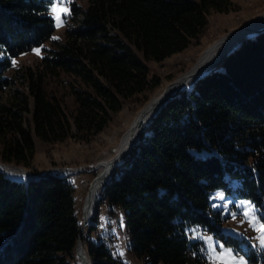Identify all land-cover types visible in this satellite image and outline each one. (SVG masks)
Masks as SVG:
<instances>
[{"label": "trees", "instance_id": "trees-1", "mask_svg": "<svg viewBox=\"0 0 264 264\" xmlns=\"http://www.w3.org/2000/svg\"><path fill=\"white\" fill-rule=\"evenodd\" d=\"M232 1L72 4L65 39L42 49L37 68L21 71L27 93L15 91L0 101V162L36 172L34 138L46 145L87 143L102 133L124 101L159 86L145 61L159 63L189 48L205 34L207 16L228 12ZM51 4L0 0V94L14 83L3 77L12 59L50 41ZM63 75L74 80L71 111L46 90L48 79ZM147 128L99 201L111 214L121 212L129 254L144 264H209L192 229L238 247L240 241L224 233L212 196L219 191L264 212V33L180 92ZM75 196L63 174L29 180L0 172V264H79L83 220ZM90 221L93 233L97 215ZM84 244L93 264L114 260L104 240Z\"/></svg>", "mask_w": 264, "mask_h": 264}, {"label": "rangeland", "instance_id": "rangeland-1", "mask_svg": "<svg viewBox=\"0 0 264 264\" xmlns=\"http://www.w3.org/2000/svg\"><path fill=\"white\" fill-rule=\"evenodd\" d=\"M88 2L89 0H52L47 12V16L54 23L51 39L41 49H34L12 59V67L3 77L13 80L14 83L0 94L1 102H6L15 91L27 93L25 83L19 78L21 71L25 67L37 68L44 55L42 49L51 48L53 41L65 39L66 22H68L71 5L76 4L80 8H85ZM263 15L264 0H234L228 12H211L207 16L206 32L200 40L193 42L183 52L162 62L145 61L150 77L156 78L160 83L159 86L154 89H146L130 100L124 101L122 110L113 117L102 133L87 143L70 139L62 144L46 145L34 138L36 155L32 162V168L36 172L25 167H18L30 173H43L52 169L64 168L88 170L111 157L122 145L137 112L148 104L160 90L166 87L172 88L181 76L194 67L198 57H201L215 41L243 27L251 26L256 22V19ZM227 53L224 51V57ZM2 58L3 55L0 53V60ZM73 81L72 77L65 75L46 81L47 92L55 94L67 111L74 109V100L69 94V84ZM17 174L8 176L17 179L24 178L21 173ZM59 174L68 176L76 188V209L83 220L84 200L96 173L66 171ZM212 204L216 210L222 211L225 219L224 233L236 238L240 241V245L238 247L225 246L211 235L192 229V239L202 241L205 245L209 264H264V212L259 211L248 201L227 198L219 191L213 194ZM94 215H97L95 231L89 233L87 230L91 221L82 231L83 248L80 249L82 252L84 250L86 254L85 241L96 243L104 240L113 252L114 260L109 264H144L143 261L132 257L128 252L129 238L121 212L115 211L114 214H111L110 207L106 202L100 205L98 202ZM86 257L88 261L93 262L87 254ZM79 264H83L81 259H79Z\"/></svg>", "mask_w": 264, "mask_h": 264}, {"label": "bare ground", "instance_id": "bare-ground-1", "mask_svg": "<svg viewBox=\"0 0 264 264\" xmlns=\"http://www.w3.org/2000/svg\"><path fill=\"white\" fill-rule=\"evenodd\" d=\"M261 26H264V15L256 19V22H254L251 26L243 27L246 30L241 31L240 29L224 36L223 38L217 40L214 42V44L204 51L201 57H198L194 68L192 67L188 72V76L184 79V75L180 77V79L176 82V84L172 87H166L160 90L157 95L145 106H155L158 102H160L162 99H164L169 93H171L177 86H180L185 81L184 88L190 87L193 83H195L196 78L204 74L206 71L212 69L216 65H218L221 60L224 57V51H227L230 53L233 49H235L244 39L248 38L253 34V31L260 28ZM227 53V54H228ZM196 69L195 73H193ZM153 109V108H152ZM150 109L146 114L143 115V117H140V113L142 112L139 110L137 114L135 115L132 124L130 125L124 141L120 148L116 150V152L111 155V157L104 159L103 161L99 162L98 165H95L94 173H96V177L99 179L95 183L92 184L91 187V197L90 199L86 198L84 200L83 204V228L88 225L90 222L95 207L98 204V202L101 199L102 191L108 182L110 175H111V162L112 160L123 152V150L126 148L127 144L129 142H132L134 140H137L142 132L147 128L148 124L150 123V120L154 116V114L157 112V109L152 110ZM0 169L3 170V172L7 175L15 176L18 175L17 173H21L17 169L10 167H4L2 166ZM23 176V175H22ZM80 257L83 264H89L85 261L83 258L86 254L82 252V250H79ZM87 260V257H86Z\"/></svg>", "mask_w": 264, "mask_h": 264}, {"label": "water", "instance_id": "water-1", "mask_svg": "<svg viewBox=\"0 0 264 264\" xmlns=\"http://www.w3.org/2000/svg\"><path fill=\"white\" fill-rule=\"evenodd\" d=\"M242 32L245 31L246 29L245 28H241L240 29ZM264 33V26H261L260 28L256 29L253 31V34H251V36H249L248 38L244 39L234 50H232L229 54H227L225 56L228 57L230 54H232L236 49H238L242 43L247 40V39H252L254 37H257L261 34ZM224 58V59H225ZM223 59V61H224ZM222 62H220L218 65H216L215 67H213L212 69L206 71L204 74H202L201 76H199L198 78H196V81L195 83L204 78L205 76L209 75L211 72L215 71L216 69H218L221 65H222ZM194 68V67H193ZM193 70V69H191ZM196 71H198V69H196L193 73H195ZM188 76V73L184 74V79ZM185 81L180 85V86H177L171 93H169L164 99H162L160 102H158L154 107L153 106H144L142 109H141V113H140V117H143L144 114H146L150 109L154 110V109H157V112L154 114V116L152 117V119L157 115V113L163 108L165 107L168 103H170L173 99H175L180 92L184 91L185 88ZM152 119L150 120V123L152 121ZM150 125V124H149ZM141 136V135H140ZM140 137L137 139V140H134L132 142H129L126 146V148L123 150L122 153H120L119 155H117L111 162V165H112V170H111V175L110 177L112 176V174L114 173V171L116 170V168L118 167L119 164H121L122 162H124L128 156L131 154L133 148L135 147V145L138 143ZM4 166V167H12L14 169H17L18 171L22 172V177L26 178V179H29V180H37V179H43L45 177H47L48 175H51V174H54V173H61V172H66V171H71L72 172H79V173H93L94 170H95V167L91 168V169H88V170H82V169H72V168H64V169H52V170H49V171H46V172H43V173H30V172H27L25 169L21 168V167H18L16 165H9V164H4V163H0V168ZM0 172L1 173H4L2 169H0ZM68 173V172H67ZM5 174V173H4ZM99 178V177H98ZM97 177H95L93 179V182L90 184L89 186V189H88V193H87V199H90L91 197V187H92V184L95 183L97 180H99ZM82 228L83 226H81V229H80V232L82 233ZM81 235L79 236V241H78V244H77V249H76V255L77 257L79 258L80 257V253H79V250L82 249V241H81ZM84 252V250H83ZM85 253V252H84ZM85 259L86 262H88L89 264H93V262H91L90 260H86V255L83 257Z\"/></svg>", "mask_w": 264, "mask_h": 264}]
</instances>
